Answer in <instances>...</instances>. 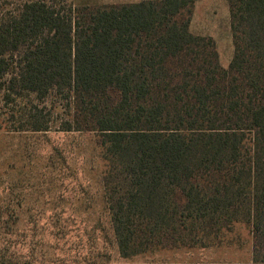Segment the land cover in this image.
Returning a JSON list of instances; mask_svg holds the SVG:
<instances>
[{
  "label": "trees",
  "instance_id": "trees-1",
  "mask_svg": "<svg viewBox=\"0 0 264 264\" xmlns=\"http://www.w3.org/2000/svg\"><path fill=\"white\" fill-rule=\"evenodd\" d=\"M195 1L67 11L23 1L0 19L2 99L33 96L25 105L33 133L47 131L39 124L51 99L64 104L52 109L59 131L88 142V162L114 186L98 229L122 259L189 251L198 237L220 240L246 226L250 264H264V0H225L227 69L214 41L189 31ZM16 221L0 212V225Z\"/></svg>",
  "mask_w": 264,
  "mask_h": 264
},
{
  "label": "rangeland",
  "instance_id": "rangeland-1",
  "mask_svg": "<svg viewBox=\"0 0 264 264\" xmlns=\"http://www.w3.org/2000/svg\"><path fill=\"white\" fill-rule=\"evenodd\" d=\"M25 0H0V19L15 15ZM51 1V0H49ZM58 8L104 7L159 0H53ZM60 3V5H58ZM194 36L210 37L218 63L227 69L233 57L228 6L225 0H196L189 25ZM0 91V212L16 223L0 225V255L15 262H111L113 264H250L249 228L233 226L220 240L198 237L199 246L189 251L163 252L152 257L122 259L109 233L102 241L98 228L105 227L103 210L109 188L102 183V165L88 162L91 146L76 135L59 131L60 117L51 99L45 105L40 126L33 133L25 118L33 96L6 104ZM49 101L47 100V103ZM45 103V102H44ZM28 108H26V106ZM42 105V103H39ZM58 106V105H57ZM64 134V135H63ZM247 139V133H244ZM86 157V159H83ZM113 174L107 182L112 181ZM112 183V182H111ZM109 193V195H108ZM13 215V216H12ZM101 221V222H100Z\"/></svg>",
  "mask_w": 264,
  "mask_h": 264
}]
</instances>
